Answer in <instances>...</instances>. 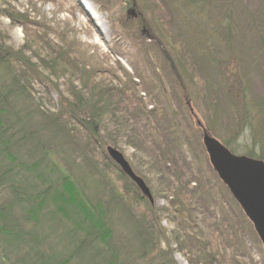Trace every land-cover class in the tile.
I'll return each mask as SVG.
<instances>
[{
  "label": "rangeland",
  "instance_id": "rangeland-1",
  "mask_svg": "<svg viewBox=\"0 0 264 264\" xmlns=\"http://www.w3.org/2000/svg\"><path fill=\"white\" fill-rule=\"evenodd\" d=\"M229 3V43L223 36L205 37V28L224 16ZM210 4L204 27L188 16L187 0H0V53L22 58L14 56L8 72L0 66V89L12 78L27 92L0 116L10 125L4 163L24 165L13 169L14 178L38 191L50 188V194L69 176L84 199L101 200L111 231L106 261L114 260L113 253L114 264H204L197 255L204 251L214 253L213 264H264V247L211 168L195 124L198 119L219 142L232 139L240 79L258 104L253 106L263 122V144L253 146L241 128L230 151L264 154V0ZM128 9L135 18L126 19ZM138 20L147 22L149 32ZM97 83L119 92L97 108L104 109L103 130L112 148L148 188L150 206L138 202L140 191L108 159L103 141L93 142L70 115L69 93L75 88L91 96ZM34 164L37 169L29 167ZM5 189L0 186V204L8 198ZM43 211L42 222L27 221L24 232L39 235L42 255L60 261L83 233L73 234L71 222L49 217L50 203ZM95 240L92 249H101ZM78 245L74 264L98 263L86 244ZM24 246L8 249L0 240V255L10 260L0 264H24L16 262L29 252Z\"/></svg>",
  "mask_w": 264,
  "mask_h": 264
},
{
  "label": "trees",
  "instance_id": "trees-1",
  "mask_svg": "<svg viewBox=\"0 0 264 264\" xmlns=\"http://www.w3.org/2000/svg\"><path fill=\"white\" fill-rule=\"evenodd\" d=\"M187 1L189 4L187 7L188 16L196 19L197 25H204V27L208 26V23L205 21L207 18L205 13H207L206 9H209V7L212 5L210 4V0ZM222 5L224 4H219L217 6L221 7ZM231 5V3L227 5L225 4L224 7L227 9V11L224 12V16H221L219 19L215 20L214 23L208 28H205V32L203 33L205 37L208 36V38L217 39L223 36L226 43H229V38L232 36ZM138 23L149 32V26L146 21L138 20ZM146 37L151 39L152 35H146ZM163 37L165 36L163 35ZM14 56H18L19 58L18 54L13 55V57ZM13 57L8 58L5 57L3 53H0V66H3L6 72L10 70V63L13 60ZM19 59L22 60V58ZM170 62L172 73L178 79L179 85H183V79L179 74V71L174 67L171 60ZM221 75L225 77L224 73ZM9 81L10 82H7L4 84V86H2L5 89L4 91L1 90L2 88L0 89V104L8 107V109L0 108V116L2 114L4 116L7 110L9 111L12 109L10 108L11 105L19 102L21 98L26 97L27 95L25 87L18 85L19 82L16 81V79L11 78ZM235 81L237 85L236 87H238V91L236 92H240L239 99L241 109H239V120L235 121V125H232L235 136L230 140L223 139L221 142L229 150H235L231 147L232 141H234L236 135L241 132V128H246V130H248L250 133L251 140L254 144L253 146H255V143H258L260 146H262L263 140L261 136H263V134L261 129L263 127V122L259 121L260 116L254 108L258 104L255 103L250 96L246 83L240 79ZM94 87L95 93L93 92L94 94L91 96H87L83 94L80 89L77 90L75 88L69 93L72 99L69 102L70 115L76 119L77 125L87 131L90 139L97 145L102 146V140L105 148L113 147V142L110 139L108 132L103 130V128H105L103 126L102 120V113L104 109L97 108V106L101 104L100 102L104 100L106 96L111 98L117 95L119 92L116 91V89L105 86L103 83H97ZM187 96L188 95L184 92V88H182L181 97L188 102L189 100L187 99ZM84 111L87 112L86 115L83 116L85 118H79V114ZM54 117L56 118V116ZM54 121L56 120L54 119ZM9 129L10 125H8L5 120H2L0 117V186L7 188L5 190L8 192V198L6 197V201H2L0 204V240L4 245H6L8 249H17L19 245L24 243V250H29V252L23 254L21 259L18 258L16 262H24V264H74L76 261H73V255H78V244H86V246L91 249V252L95 254L94 256L98 258V263L94 264H114V262H116L115 254L111 252L114 259L113 261H106L103 256L104 251L110 252L108 241L111 237V231L103 220L104 212L101 200L98 199L92 203L90 200H88V198L84 199V196H82L79 188L69 176L65 177L63 181L59 182L58 186H56V188L53 189L50 194L48 193L50 188H48L47 191L41 192L35 187L29 186L28 183L23 184L20 178H14L18 176V173L13 169L17 166L22 168L24 165L15 164L11 167L4 163V160L9 158L10 154L8 151L7 142V133ZM104 131L106 132L105 136L102 134ZM245 156L262 160L264 162V154L262 153L257 154L254 151H248ZM108 159L113 162L109 157ZM29 167L37 169L35 164L34 166L29 165ZM30 171L36 172V170ZM37 175L39 178H41L40 174ZM49 186H51V184ZM137 200L138 202H145L148 204V206H150L148 200L140 194L138 195ZM49 203L54 208V212L51 213L49 217L58 216L63 220L71 222L74 229L72 231L73 234L76 232L79 234L83 233L81 235L82 237L74 236L79 240V242L71 249V255H67V257L60 261H55L51 257H45L46 255H42V249H44V247H40L42 245V239L39 235L35 234L33 237H27L26 232H24V226L28 223L27 221H31L32 225L35 224L37 226L42 222L45 213L43 209L47 208ZM21 212H23L24 216L19 217ZM39 213L40 215L37 217ZM14 214H17V216H14ZM81 225L84 226L81 227ZM95 239L101 243V249H92ZM21 248L22 247H20V249ZM197 255L203 258L204 264H213L212 262H214L213 259L215 256L212 252L198 251ZM4 260L10 262L9 258L5 254L0 255V261ZM169 262V264H173L172 260H169Z\"/></svg>",
  "mask_w": 264,
  "mask_h": 264
},
{
  "label": "water",
  "instance_id": "water-1",
  "mask_svg": "<svg viewBox=\"0 0 264 264\" xmlns=\"http://www.w3.org/2000/svg\"><path fill=\"white\" fill-rule=\"evenodd\" d=\"M135 17L134 10L128 9L126 19ZM190 112L192 114L191 110ZM195 124L201 130L202 145L209 164L252 224L264 247V162L232 154L207 132L198 119ZM106 152L121 172L136 185L142 196L152 203L153 199L148 188L142 179L132 172L122 154L112 147H108Z\"/></svg>",
  "mask_w": 264,
  "mask_h": 264
},
{
  "label": "bare ground",
  "instance_id": "bare-ground-1",
  "mask_svg": "<svg viewBox=\"0 0 264 264\" xmlns=\"http://www.w3.org/2000/svg\"><path fill=\"white\" fill-rule=\"evenodd\" d=\"M75 2H78V0H74Z\"/></svg>",
  "mask_w": 264,
  "mask_h": 264
}]
</instances>
